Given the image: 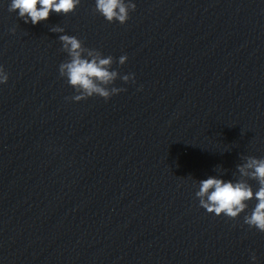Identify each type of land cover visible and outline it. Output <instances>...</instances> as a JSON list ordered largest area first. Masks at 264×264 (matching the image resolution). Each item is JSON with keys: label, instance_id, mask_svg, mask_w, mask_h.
I'll return each instance as SVG.
<instances>
[{"label": "clouds", "instance_id": "1", "mask_svg": "<svg viewBox=\"0 0 264 264\" xmlns=\"http://www.w3.org/2000/svg\"><path fill=\"white\" fill-rule=\"evenodd\" d=\"M81 0H11L9 12H18L19 19L25 23L36 25L47 20L51 12L68 15L75 11ZM136 4L132 0H95L94 12L99 13L109 22L126 23L130 13L135 11ZM15 32V29H12ZM55 32L64 29L55 27ZM62 48L70 57L69 61L59 65V75L65 77L67 83L75 89L76 94L70 97L72 101L80 102L93 96H99L108 101L113 95L126 91L124 88L112 86L119 77L125 83H135L134 74L120 76L117 70H112L114 58L109 55L104 57L94 48L85 46L81 39L72 35L59 37ZM128 57L121 55L119 65H124ZM9 74L0 65V84L8 82ZM244 163L237 166L242 177L235 182L225 181L217 177H209L199 181V190L195 193L199 206L207 213L235 220L241 213L246 212L249 202L256 201L251 212L244 215V224L250 229L264 233V158L254 156L243 157ZM248 180H255L258 189L253 190ZM253 262L256 254L251 253Z\"/></svg>", "mask_w": 264, "mask_h": 264}]
</instances>
